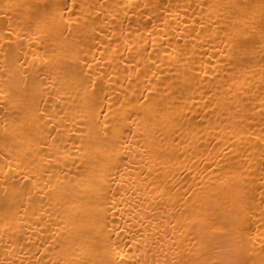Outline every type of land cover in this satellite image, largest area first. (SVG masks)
Returning <instances> with one entry per match:
<instances>
[{
	"label": "bare ground",
	"instance_id": "bare-ground-1",
	"mask_svg": "<svg viewBox=\"0 0 264 264\" xmlns=\"http://www.w3.org/2000/svg\"><path fill=\"white\" fill-rule=\"evenodd\" d=\"M0 264H264V0H0Z\"/></svg>",
	"mask_w": 264,
	"mask_h": 264
}]
</instances>
